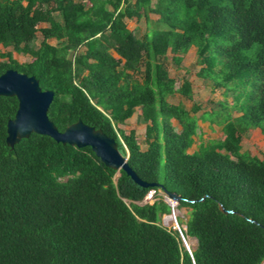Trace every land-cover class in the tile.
<instances>
[{"label":"trees","instance_id":"16d2710c","mask_svg":"<svg viewBox=\"0 0 264 264\" xmlns=\"http://www.w3.org/2000/svg\"><path fill=\"white\" fill-rule=\"evenodd\" d=\"M148 14L155 27L137 38L125 20ZM0 46L10 50L0 53V75L33 76L53 92L47 116L59 132L78 120L101 130L154 184L142 188L89 147L45 135L10 148L18 102L0 97V264H264V153L240 145L248 129L264 139V0H0ZM191 47L197 77L223 95L199 118L198 106L168 102L175 93L191 99L190 83L175 88L165 66L168 53L178 65ZM136 107L144 149L118 128ZM198 119L223 137L188 152ZM151 189L189 209L181 232L196 242L191 255L179 231L160 223L169 205L142 203Z\"/></svg>","mask_w":264,"mask_h":264},{"label":"rangeland","instance_id":"374dc122","mask_svg":"<svg viewBox=\"0 0 264 264\" xmlns=\"http://www.w3.org/2000/svg\"><path fill=\"white\" fill-rule=\"evenodd\" d=\"M134 1V0H132ZM155 1V0H152ZM55 19L59 20L60 17L57 14H54ZM148 19L140 18L139 20L126 19V27L129 30H132L137 38H141L144 33L149 32L155 27V21L157 16L154 14H148ZM45 24H40L38 27H43ZM41 36L37 33V37L34 41V45L38 46L40 42ZM49 42L53 45L56 44V41L49 40ZM84 49L81 48L80 51ZM10 51L9 49H4L0 46V53ZM16 60L19 63H25L30 61V57L23 54H17L11 52ZM113 56H115L113 54ZM171 54H167L166 60V69L168 71L169 77L175 80V88H178L183 80H187L190 83L191 88V99H187L181 96L178 93L173 94L168 97V102L171 104H181L187 110L191 109L193 105L199 107V110L195 113V116L199 118L200 114L203 112H209L211 109H217V103L223 101V95L221 89H213L211 87V83L197 77V71L199 66L196 64V55L195 50L191 47L186 53L180 54L181 61L178 65H175L171 61ZM116 57V56H115ZM117 58V57H116ZM0 61H2L0 59ZM227 104L233 105L231 98L227 97L225 99ZM139 108L136 107L134 109L133 115L125 121L124 124L118 125V128L123 130L124 132L134 131L137 142L141 149L145 148L144 144V124L139 121ZM232 116H237L236 113H232ZM173 126L178 129V126L174 120H172ZM198 129L197 133L194 137V143L188 152L195 151L201 144H204L210 140H219L222 139L223 134L221 131V127L215 124H210L208 121H201L198 119L197 121ZM241 152L248 153L250 156H254L257 158H261L262 153H264V139L258 129L252 128L248 129L241 136ZM118 176V174H116ZM115 175V178L116 177ZM162 176V173H161ZM157 200H162L166 204H168L167 198L163 194H159L157 196ZM128 203V202H127ZM170 207V206H169ZM189 209L179 207L178 204L173 208L170 207V214L161 216L160 223L166 227L167 229H182L186 230L185 223L188 220ZM168 220V221H167ZM192 241L191 250H193L196 246V242L193 238H190Z\"/></svg>","mask_w":264,"mask_h":264},{"label":"water","instance_id":"95a60500","mask_svg":"<svg viewBox=\"0 0 264 264\" xmlns=\"http://www.w3.org/2000/svg\"><path fill=\"white\" fill-rule=\"evenodd\" d=\"M0 97H14L18 102L13 119L6 125V143L12 148L21 139L31 134L45 135L57 143L76 148L89 147L95 156L108 168L118 172L123 171L131 180L142 188L154 187L137 177L129 168L127 157H123L114 139L105 135L101 130L83 124L80 120L59 132L47 116L49 105L53 99L52 91H42L35 77L14 70H7L0 75ZM169 199L179 203L180 197L175 193L162 190ZM176 230V229H175ZM180 233L185 250L192 254Z\"/></svg>","mask_w":264,"mask_h":264},{"label":"built area","instance_id":"2783aa9c","mask_svg":"<svg viewBox=\"0 0 264 264\" xmlns=\"http://www.w3.org/2000/svg\"><path fill=\"white\" fill-rule=\"evenodd\" d=\"M159 194H163L164 195V193L161 190H156V189L149 190L148 193L145 195L142 203H144V204H146V203L147 204H153L157 200V196H159ZM165 198L167 200V197L166 196H165ZM170 201L167 200L168 205L171 207V202Z\"/></svg>","mask_w":264,"mask_h":264},{"label":"bare ground","instance_id":"6f19581e","mask_svg":"<svg viewBox=\"0 0 264 264\" xmlns=\"http://www.w3.org/2000/svg\"><path fill=\"white\" fill-rule=\"evenodd\" d=\"M170 201V200H169ZM171 202V207H175L176 206V203L173 202L172 200L170 201ZM168 221V220H167ZM184 240H185V243L187 244V246L189 247V249L191 250V247H192V241L189 239V238H185L184 237ZM192 251V250H191Z\"/></svg>","mask_w":264,"mask_h":264},{"label":"crops","instance_id":"0c3cea01","mask_svg":"<svg viewBox=\"0 0 264 264\" xmlns=\"http://www.w3.org/2000/svg\"><path fill=\"white\" fill-rule=\"evenodd\" d=\"M12 57H14L13 53H12Z\"/></svg>","mask_w":264,"mask_h":264}]
</instances>
